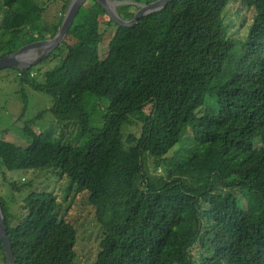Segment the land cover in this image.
<instances>
[{
  "label": "trees",
  "instance_id": "trees-1",
  "mask_svg": "<svg viewBox=\"0 0 264 264\" xmlns=\"http://www.w3.org/2000/svg\"><path fill=\"white\" fill-rule=\"evenodd\" d=\"M89 1L41 63L55 62L44 84L12 69L53 99V121L69 132L19 127L31 145L0 140L5 171L52 170L86 193L103 231L94 264H264V0H239L254 14L240 40L223 19L236 0H172L131 28ZM69 2L0 0V59L54 38ZM132 125L139 137L124 139ZM185 133L189 148L169 157ZM5 205L0 197L14 264H74L76 231L57 219L53 193L28 195L17 224Z\"/></svg>",
  "mask_w": 264,
  "mask_h": 264
},
{
  "label": "rangeland",
  "instance_id": "rangeland-1",
  "mask_svg": "<svg viewBox=\"0 0 264 264\" xmlns=\"http://www.w3.org/2000/svg\"><path fill=\"white\" fill-rule=\"evenodd\" d=\"M39 3L48 0H36ZM123 3L116 6L121 14H135L138 8L136 4H148L149 0H113ZM91 1H87L83 8L88 7ZM59 4V3H58ZM136 7V10H132ZM53 10V11H52ZM47 20L58 17L52 9ZM251 9L242 5L239 0L231 2L224 12V25L228 36L240 40L248 31V27L253 19ZM2 16H0V21ZM107 17L102 22H106ZM105 26H102V30ZM106 30V29H105ZM115 33V29L106 31L103 43L99 47V58L105 59L108 54L109 41ZM41 51L38 52L40 54ZM28 59L35 60L36 52L28 53ZM47 59V58H46ZM45 59V60H46ZM38 62L31 67V76L39 85L44 84V74L55 67V62L41 65ZM53 99L45 92L34 89L30 84L21 83L18 74L12 69L0 70V140L16 145L22 149L30 148V140L25 137L19 127L27 125L36 134L51 138L66 136L69 129L61 130L53 121L50 109L53 107ZM19 119V121H17ZM124 139L129 135L139 137L140 126L132 125L123 127ZM186 133L183 138H185ZM184 140V139H183ZM188 137L182 148L173 149L169 157L184 152L189 148ZM251 161L246 167H251ZM148 172L152 176L167 178V169L162 165L153 166L152 160H147ZM25 180L22 182V180ZM11 184H16L14 190ZM53 193L58 202L57 219L72 225L76 231L75 261L74 264H94L99 252V242L102 239L103 231L96 221L95 211L88 204L86 193H78L69 180L52 170L32 171V172H6L0 162V197L4 200L5 206L9 209L14 223L25 219L27 211L23 207L24 199L30 194ZM19 223V222H18ZM0 264L1 261H0Z\"/></svg>",
  "mask_w": 264,
  "mask_h": 264
},
{
  "label": "water",
  "instance_id": "water-1",
  "mask_svg": "<svg viewBox=\"0 0 264 264\" xmlns=\"http://www.w3.org/2000/svg\"><path fill=\"white\" fill-rule=\"evenodd\" d=\"M88 0H70L66 12L64 14L60 29L52 39L38 41L28 44L12 55L0 59V70L5 69H19L22 74H25L31 67L38 62L45 60L50 54L63 42L68 31L72 27L76 16L81 8ZM106 13V16L116 25L122 28H131L135 26L138 21L144 17L161 11L172 0H157L148 4H136L138 8L132 20L124 21L120 18L116 11V6L123 5L121 2L113 0H93ZM41 51L40 54L38 52ZM36 52L37 58L35 60L28 59V53ZM0 241L2 248L7 256V264H14V258L11 252V243L6 233V226L3 220V214L0 206Z\"/></svg>",
  "mask_w": 264,
  "mask_h": 264
},
{
  "label": "built area",
  "instance_id": "built-area-1",
  "mask_svg": "<svg viewBox=\"0 0 264 264\" xmlns=\"http://www.w3.org/2000/svg\"><path fill=\"white\" fill-rule=\"evenodd\" d=\"M22 182H24V179L22 180Z\"/></svg>",
  "mask_w": 264,
  "mask_h": 264
},
{
  "label": "flooded vegetation",
  "instance_id": "flooded-vegetation-1",
  "mask_svg": "<svg viewBox=\"0 0 264 264\" xmlns=\"http://www.w3.org/2000/svg\"><path fill=\"white\" fill-rule=\"evenodd\" d=\"M37 55V54H36Z\"/></svg>",
  "mask_w": 264,
  "mask_h": 264
}]
</instances>
